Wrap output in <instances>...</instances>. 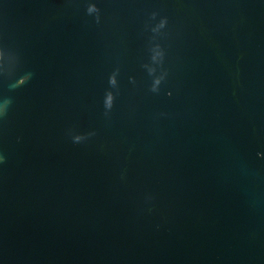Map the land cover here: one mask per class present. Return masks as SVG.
Here are the masks:
<instances>
[{
	"label": "water",
	"instance_id": "obj_1",
	"mask_svg": "<svg viewBox=\"0 0 264 264\" xmlns=\"http://www.w3.org/2000/svg\"><path fill=\"white\" fill-rule=\"evenodd\" d=\"M0 264H264V0H0Z\"/></svg>",
	"mask_w": 264,
	"mask_h": 264
}]
</instances>
